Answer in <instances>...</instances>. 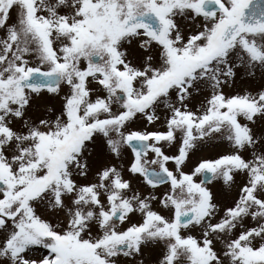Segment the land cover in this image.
<instances>
[{
	"label": "snow or ice",
	"instance_id": "1",
	"mask_svg": "<svg viewBox=\"0 0 264 264\" xmlns=\"http://www.w3.org/2000/svg\"><path fill=\"white\" fill-rule=\"evenodd\" d=\"M0 264H264V0H0Z\"/></svg>",
	"mask_w": 264,
	"mask_h": 264
},
{
	"label": "rangeland",
	"instance_id": "2",
	"mask_svg": "<svg viewBox=\"0 0 264 264\" xmlns=\"http://www.w3.org/2000/svg\"><path fill=\"white\" fill-rule=\"evenodd\" d=\"M221 149L213 147L211 144L208 145L201 153L198 154L199 156L204 157H211L214 155L215 152L220 151ZM198 157H194V159H197Z\"/></svg>",
	"mask_w": 264,
	"mask_h": 264
}]
</instances>
